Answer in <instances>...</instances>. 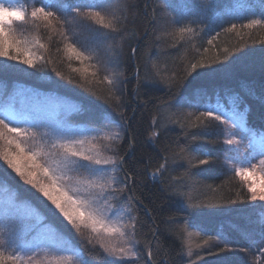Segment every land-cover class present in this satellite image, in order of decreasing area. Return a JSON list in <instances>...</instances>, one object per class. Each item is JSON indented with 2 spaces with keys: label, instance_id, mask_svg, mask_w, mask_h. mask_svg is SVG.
<instances>
[{
  "label": "snow or ice",
  "instance_id": "6c2138e0",
  "mask_svg": "<svg viewBox=\"0 0 264 264\" xmlns=\"http://www.w3.org/2000/svg\"><path fill=\"white\" fill-rule=\"evenodd\" d=\"M128 7L125 6L123 12L119 11V0H32L29 11L20 0H0V74L17 70L13 64L6 62L36 70H44L45 65H52V60L46 61L43 55L34 51L48 50V45L41 41L39 35L21 38L13 30L16 24L31 22L37 31L41 28L48 31L49 41L53 35L60 37L63 44L57 51L64 54L71 72L79 74V86L83 87L85 83L90 86L94 81L108 85L107 100H114L116 109H119L120 98L116 95V87L120 74L113 61L107 59L116 56L115 48L106 47L104 59L97 53L107 41L116 40L113 34L118 35L122 31L123 22L127 20L124 12ZM170 7L163 5L162 11L172 29L164 34L173 37V46L185 38L194 42L204 33L205 28L193 25H199L205 15L214 21L219 20L221 27L224 23H230L231 26L223 30L235 32L241 38L240 29L264 27V3L259 16L243 3L226 4L224 16L214 14L212 0H197L195 9L186 2L177 5L172 12H169ZM241 18L247 22L238 25L235 21ZM89 24L95 25V29L89 28ZM69 25H78L90 33L84 45L78 42L75 33L69 31ZM219 35L217 32L207 43L213 45ZM193 50L198 51L194 43ZM222 50L228 53V49ZM204 52H208V49L205 48ZM73 61L79 67L73 66ZM217 62L223 63L220 60ZM205 68H211V65L202 60L191 62L190 67L184 69L183 76L174 73L170 80L165 81L173 98L158 106V110L166 116L159 130L153 131L152 138L159 136L161 130H166L168 124H176L184 130V142L178 143L179 151L174 152L172 157L165 156L151 175L154 179L162 177L170 171L169 161L175 164L177 160L185 161L188 167L181 176H173V181L182 182L192 175L191 169L194 168L207 171L201 166L213 162L211 154L194 145L198 142H222L225 150L233 154L224 162L248 193L246 198L238 197L228 203L255 204L259 201V206L264 208V159L253 162L258 156L264 157V130L257 131L247 125L246 111H239V98H229L232 107L224 111L219 101L212 104L199 90L194 89L186 96L175 95L189 76L193 73L203 75L197 70ZM52 71L60 79L66 78L56 67H52ZM101 72L104 73L102 78ZM68 82L72 83V78H68ZM85 91L96 95L91 87L85 88ZM0 105V161L3 162L0 176L13 182L18 178L23 185L29 186L34 190L29 195L46 210L52 221L59 223V227L45 223L35 207L27 201H18L16 193H9V189L4 187L2 191L9 195L0 200V224L5 221L9 223L0 227V264H89L83 252L73 249L66 238L63 229L69 226L104 264H140L142 254L138 247L141 243L138 233L141 223L135 194L131 189L135 178L128 175L126 182L120 179L124 163L120 145L125 139L122 125L114 121L110 114L92 117L82 124L73 123L68 116L73 111L78 112V108H64L62 113L60 106H51L49 98H41L39 93H29L24 89H14L11 94L0 90ZM185 108L193 111L185 112ZM118 114L124 119L123 112ZM97 119L99 124L95 123ZM210 121L223 126L220 134L222 141L211 139L203 131ZM156 124L157 118L153 117L154 129ZM193 128L201 131H190ZM133 146V143L129 144V151ZM181 188L182 183H173L165 191L186 203V215H191L197 209L223 206L207 201L194 203L193 198L186 196ZM146 215H152L151 211ZM170 224L176 229V238L183 240L189 256L193 254V236L200 241L195 245L198 248L212 241L222 244L218 251L210 250L208 253L217 257L226 253H249L256 247V241L251 239L246 247L230 246L231 241L224 232L208 235L195 229L189 230L187 218H172ZM260 236L264 240V219L261 221ZM148 259H152L150 249ZM197 259H200L199 254ZM262 260L264 247H259L253 264H261ZM219 264L227 262L222 260Z\"/></svg>",
  "mask_w": 264,
  "mask_h": 264
},
{
  "label": "trees",
  "instance_id": "16d2710c",
  "mask_svg": "<svg viewBox=\"0 0 264 264\" xmlns=\"http://www.w3.org/2000/svg\"><path fill=\"white\" fill-rule=\"evenodd\" d=\"M21 1L30 11L32 0ZM184 2L193 9L197 4V0H119V11L123 12L125 6H129L124 12L127 20L123 22L122 31L118 35L113 34L116 40L107 41L97 53L99 57L101 53L100 58L104 59V49L109 46L115 48L116 56H109L107 59L113 61L120 74L116 87V95L120 98L119 109H116L114 100H107L108 85L94 81L90 86L87 83L83 87L79 86L81 83L79 74L71 72L64 54L57 51L63 44L60 37L53 35L49 41L48 31L43 28L37 31L31 22L14 25L15 34L21 38L39 35L41 41L48 45V50L39 49L38 52L46 61L52 60L53 63L45 65L44 70L13 64L19 70L0 74V85L6 94H11L15 86L22 85L29 87L30 90L61 97L75 104L79 111L69 116V120L75 123H84L92 117L110 114L114 121L122 125L125 139L120 145V155L124 156L120 179L126 182L128 175L135 178L131 189L135 194L141 223V230L138 233L141 240L138 247L142 254L140 264H193V262L219 264L222 260L227 264H253L258 248L264 247V240L260 236L261 207L251 203H228L238 197L246 198L248 193L234 172H230L224 165L226 150L221 142H198L194 145L201 151L211 154L213 162L201 166L208 169L207 171L194 168L191 169L192 175L185 177L182 182L173 181V176H181L188 167L185 161L177 160L175 164L169 161L170 171L165 172L162 177L154 179L151 175L163 162L164 157H172L174 152L179 151L177 144L184 142V130L176 124H168L167 129L161 130L155 139L152 138V133L159 130L160 123L166 116L158 110V106L173 98L165 81L170 80L174 73L183 76L184 69L190 67L191 62L202 60L205 64L211 65V68L198 69L197 71L203 75L197 76L193 73L175 95L186 96L194 89L199 90L212 104L219 101L224 111H229L232 107L229 98L238 97L239 111H246L247 125L257 131L264 130V27L240 29L243 37L241 38L235 32L227 33L223 30L230 27V23H224L221 27L219 20L214 21L205 15L199 25H193L205 28L204 33L194 42L185 38L173 46V37L164 34L166 30L172 29L162 7L170 5L169 12H172L177 5ZM212 3L214 14L217 16L225 15L228 3H243L259 16L264 0H212ZM235 22L239 25L246 23L247 20L241 18ZM88 26L95 29L91 24ZM68 28L75 33V38L81 45L90 37V33L78 25H69ZM217 32L220 35L214 40L213 45H209L207 40ZM193 43L198 51L193 50ZM205 48L208 49L206 53ZM225 48L228 49V53L222 50ZM217 60L223 63H218ZM52 67H56L66 78L60 79L52 71ZM103 75L101 72V78ZM68 78H72L73 82L69 83ZM87 87H91L96 95L85 91ZM184 111L193 109L185 108ZM119 112H123L124 119ZM153 117L157 118L155 129ZM95 123L99 124V119L95 120ZM222 127L217 122L210 121L203 131L211 139L222 141L223 137L220 135ZM190 131L198 132L201 129L193 128ZM130 143L134 144L131 151ZM173 183H182L181 190L186 196H191L194 203L207 201L223 206L197 209L191 215H186L188 212L186 203L165 191V188ZM0 186L15 192L18 201H27L35 207L44 217L45 223L59 227V223L52 221L46 210L29 195L34 191L28 186L17 180L13 182L4 176H0ZM148 211H151L152 215H146ZM172 218L180 220L187 218L190 222L189 230L195 229L203 234L214 235L216 232H224L231 241L230 246L246 247L251 239L256 241V247L249 253H226L217 257L208 253L210 250L218 251L222 244L212 241L209 245L198 248L195 245L200 241L193 236L191 239L193 254L189 256L183 240L177 239L174 235L176 229L170 224ZM64 223L66 225V222ZM63 231L73 249L82 251L84 259L88 260L89 264H104V261L96 258L95 252L70 229V226L65 227ZM149 249L152 252L151 260L148 259ZM197 254L200 259H197ZM261 264H264V260Z\"/></svg>",
  "mask_w": 264,
  "mask_h": 264
},
{
  "label": "rangeland",
  "instance_id": "374dc122",
  "mask_svg": "<svg viewBox=\"0 0 264 264\" xmlns=\"http://www.w3.org/2000/svg\"><path fill=\"white\" fill-rule=\"evenodd\" d=\"M20 2L22 3V1L20 0ZM23 4V3H22ZM24 5V4H23ZM94 27H95V25H93ZM100 31H102V29L100 30ZM38 50L39 49H34V51L35 52H37V54H41V53H39L38 52ZM100 57H102V54L100 53ZM6 63H10V64H14V62H6ZM77 63L76 62H74L73 61V66H75ZM22 66H24V67H27V66H25V65H22ZM77 67H79V65H77ZM15 69H18V68H16V67H14ZM19 70V69H18ZM20 71H23V72H26V71H24V70H20ZM14 89H24V90H27L29 93H31V92H36V93H39L40 94V96H41V98H45V97H47V98H49V102H50V104H51V106L53 107V108H55V107H57V106H60V108H61V112L63 113V109L64 108H68V107H72V106H74L75 108H77V106L75 105V104H73V103H71V102H69V101H67V100H65V99H62L61 97H57V96H52V95H45V94H42L41 92H38V91H35V90H30V88L29 87H25V86H22V85H17V86H15L14 87ZM13 89V90H14ZM0 90H2V85H0ZM13 90L11 91V93L13 92ZM0 111H2V105H0ZM75 112H77V111H73L72 113H71V115L73 114V113H75ZM70 116V115H69ZM69 116H68V119H69ZM71 121V120H70ZM71 122H73V121H71ZM73 123H75V122H73ZM82 124V123H81ZM223 128V127H222ZM222 143V142H221ZM223 145V144H222ZM223 147H224V149H225V147L226 146H224L223 145ZM233 154L231 153V152H229V151H226V157H225V159L226 158H230L231 156H232ZM225 159H224V161H225ZM259 159H264V157H257L256 158V160L255 161H253L254 163L255 162H258V160ZM3 164V162L2 161H0V165H2ZM224 165L229 169V165L228 164H226L225 162H224ZM5 169H6V165H4L3 166ZM10 174H11V176L12 177H15V174L14 173H11L10 172V170H7ZM258 176H259V173L257 174ZM15 180H17V181H19V179L18 178H15ZM20 182V181H19ZM251 181H249V183H250ZM22 183V182H21ZM5 186H0V200H3V199H5L8 195H9V193H11L12 191L9 189V193H5V192H3L2 191V189L4 188ZM29 187V186H28ZM34 191V190H33ZM42 199V198H41ZM252 205H260V202L259 201H257V202H255V204H252ZM260 217H261V220L262 219H264V208H261L260 209ZM9 222H7V221H5L4 222V224H8ZM4 224H0V227H3L4 226ZM9 226H11V225H9Z\"/></svg>",
  "mask_w": 264,
  "mask_h": 264
}]
</instances>
